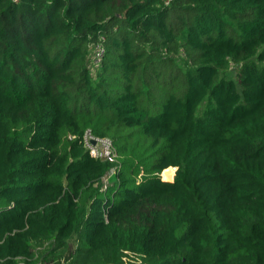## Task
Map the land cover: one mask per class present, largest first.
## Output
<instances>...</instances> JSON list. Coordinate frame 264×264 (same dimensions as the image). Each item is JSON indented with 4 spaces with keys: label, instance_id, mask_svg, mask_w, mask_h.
Returning <instances> with one entry per match:
<instances>
[{
    "label": "trees",
    "instance_id": "16d2710c",
    "mask_svg": "<svg viewBox=\"0 0 264 264\" xmlns=\"http://www.w3.org/2000/svg\"><path fill=\"white\" fill-rule=\"evenodd\" d=\"M72 238L76 264H264V0H0V264Z\"/></svg>",
    "mask_w": 264,
    "mask_h": 264
},
{
    "label": "rangeland",
    "instance_id": "374dc122",
    "mask_svg": "<svg viewBox=\"0 0 264 264\" xmlns=\"http://www.w3.org/2000/svg\"><path fill=\"white\" fill-rule=\"evenodd\" d=\"M236 65L232 63L229 68L227 69L226 74L233 75L236 73ZM171 167V166H170ZM172 168V167H171ZM173 169V168H172ZM164 169L161 171L160 175L162 179L168 180L163 175ZM175 169H173V175L171 180L174 177ZM55 244L53 241H47L44 245H40L36 247V250L38 251L36 255L37 263L36 264H65L66 262L71 260L73 261V264H76L74 261L73 254L75 252L76 247V241L74 238L70 239L67 243V246L65 248H54L52 245ZM52 247V248H51ZM83 259L79 260V263H83L88 260L86 257H82ZM126 262H129L131 257H124ZM71 263V264H72ZM18 264H26L23 261H19ZM68 264V263H67ZM88 264V263H85Z\"/></svg>",
    "mask_w": 264,
    "mask_h": 264
},
{
    "label": "built area",
    "instance_id": "2783aa9c",
    "mask_svg": "<svg viewBox=\"0 0 264 264\" xmlns=\"http://www.w3.org/2000/svg\"><path fill=\"white\" fill-rule=\"evenodd\" d=\"M92 139L96 140L95 144L91 143ZM84 141H85L86 147L88 148L92 156L102 158V159H107L113 156V149H112V146L109 140L96 139L90 133H86L84 135ZM112 172H113V169L110 170L107 176L104 178V181H103L104 187L106 186V184H108L107 178L109 177V175H111Z\"/></svg>",
    "mask_w": 264,
    "mask_h": 264
},
{
    "label": "water",
    "instance_id": "95a60500",
    "mask_svg": "<svg viewBox=\"0 0 264 264\" xmlns=\"http://www.w3.org/2000/svg\"><path fill=\"white\" fill-rule=\"evenodd\" d=\"M95 142H96V140H95V139H92V140H91V143H92V144H95ZM171 167H172L173 169H176V167H175V166H171Z\"/></svg>",
    "mask_w": 264,
    "mask_h": 264
}]
</instances>
